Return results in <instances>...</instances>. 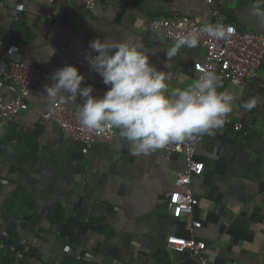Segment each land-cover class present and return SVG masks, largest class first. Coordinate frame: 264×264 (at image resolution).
Here are the masks:
<instances>
[{"label": "crops", "instance_id": "obj_1", "mask_svg": "<svg viewBox=\"0 0 264 264\" xmlns=\"http://www.w3.org/2000/svg\"><path fill=\"white\" fill-rule=\"evenodd\" d=\"M12 1L21 8L9 7ZM215 1L239 30L264 32L251 14L254 0ZM172 14L215 23L205 0H99L93 10L68 0H0V96L19 90L2 74L17 55L47 72L29 93L28 110L0 131V264H198L167 245L170 234L188 235L184 217L168 207L182 154L134 155L118 130L84 151L82 141L42 118L52 105L45 87L58 69L74 65L82 87L106 86L87 58L97 55L90 48L97 38L142 46L168 73L169 94L198 79L205 49L182 48L169 59L176 39L150 28ZM223 85L237 96L230 115L249 133L226 127L197 138L196 157L205 162L192 179L204 222L197 235L211 264H264V58L244 85ZM249 98L256 108L238 106ZM83 102L62 104L78 112Z\"/></svg>", "mask_w": 264, "mask_h": 264}, {"label": "clouds", "instance_id": "obj_2", "mask_svg": "<svg viewBox=\"0 0 264 264\" xmlns=\"http://www.w3.org/2000/svg\"><path fill=\"white\" fill-rule=\"evenodd\" d=\"M251 14L264 24V0H254ZM232 31L219 22H204L178 37L167 56L171 59L182 48L198 47L201 35L220 40ZM90 48L97 53L87 57L90 68L102 77L108 91L103 97L94 96L92 85L82 87L85 77L79 69L68 65L52 75L51 85L45 87L47 100L50 104L75 103L78 96L83 98L77 112L80 124L94 132L118 130L134 155H148L172 143L212 135L237 106V96L224 89L221 77L213 72H205L186 88L169 94L168 73L150 63L142 46L127 40L110 43L107 37L91 41ZM238 106L251 111L257 100L249 98Z\"/></svg>", "mask_w": 264, "mask_h": 264}, {"label": "built area", "instance_id": "obj_3", "mask_svg": "<svg viewBox=\"0 0 264 264\" xmlns=\"http://www.w3.org/2000/svg\"><path fill=\"white\" fill-rule=\"evenodd\" d=\"M72 3L83 5L93 10L99 0H68ZM212 9L215 23L219 22L232 28L231 35L226 39H215L208 35L200 36L199 47L205 49L203 61L195 64L198 78L205 72H213L219 75L222 83L229 82L242 86L247 80L255 77L264 58V32H251L239 30L234 23H228L223 10L216 4L215 0H205ZM9 7L21 8L20 4L13 1L8 3ZM202 22L197 23L195 18L182 17L172 14L163 18H156L150 22V28L162 30L166 37L177 39L193 29H198ZM3 79L12 81L19 86V90L10 99L0 96V128L11 122L19 113L28 110V96L32 89L41 85L47 76L46 70L41 67L26 63L20 55L7 62L3 71ZM235 81V83H234ZM94 87L93 95L103 97L109 86L87 82L86 86ZM42 118L55 121L63 132L85 144L84 151L94 145L97 141H110L117 136L115 129H106L104 132L89 131L83 127L78 118L77 111L66 108L61 102L52 104L42 112ZM231 127L236 132L248 135L242 122L234 121L229 114L222 128ZM198 139L186 140L182 143H172L163 148L170 157L174 153L182 154L184 167L178 173L176 179L177 189L170 192L168 207L174 218L184 217L188 235L170 234L167 237V245L170 249L179 253L189 252L190 256L198 264H211L205 251L206 240L198 237L197 231L203 226V220L196 215L199 205V197L195 194L192 179L200 174L205 162L196 157Z\"/></svg>", "mask_w": 264, "mask_h": 264}, {"label": "trees", "instance_id": "obj_4", "mask_svg": "<svg viewBox=\"0 0 264 264\" xmlns=\"http://www.w3.org/2000/svg\"><path fill=\"white\" fill-rule=\"evenodd\" d=\"M2 129H4V127H3V126L0 128V131H1ZM9 207H10V206H9Z\"/></svg>", "mask_w": 264, "mask_h": 264}]
</instances>
